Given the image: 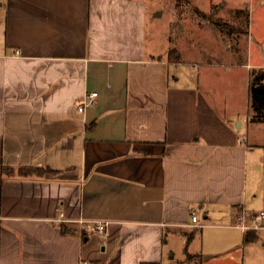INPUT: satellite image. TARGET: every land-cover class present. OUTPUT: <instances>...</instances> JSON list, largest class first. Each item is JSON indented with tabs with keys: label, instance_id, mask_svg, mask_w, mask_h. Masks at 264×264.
<instances>
[{
	"label": "crops",
	"instance_id": "obj_1",
	"mask_svg": "<svg viewBox=\"0 0 264 264\" xmlns=\"http://www.w3.org/2000/svg\"><path fill=\"white\" fill-rule=\"evenodd\" d=\"M144 7L0 0V264H166L177 238L179 264H202L218 254L203 221L235 230L264 208L250 90L264 0H250L257 59L206 64L184 83L172 73L182 63L149 54ZM212 67L224 69L217 84ZM79 219L110 222L107 234L80 235L66 222ZM199 238L205 250H191Z\"/></svg>",
	"mask_w": 264,
	"mask_h": 264
},
{
	"label": "rangeland",
	"instance_id": "obj_2",
	"mask_svg": "<svg viewBox=\"0 0 264 264\" xmlns=\"http://www.w3.org/2000/svg\"><path fill=\"white\" fill-rule=\"evenodd\" d=\"M139 1L146 9L149 54L182 63L178 69L172 66V73L182 83L188 77L197 75V68L203 77L206 64L230 65L245 62L250 54L254 59L258 57L257 42H261V39L257 28L253 32L250 29V0ZM254 20L256 23L257 17ZM263 39L261 46L264 45ZM223 70L212 67L207 74L217 84ZM256 210L264 212V208L256 207ZM203 222V231L207 230L204 247L218 254L209 261H205L209 255L202 256V264H264V219L257 223L258 239L254 243L244 241L247 232L241 229L223 228L227 222L219 217ZM236 224L234 220L232 226ZM200 240L192 244L191 250H205ZM185 243H181L179 238L171 241L170 246L174 247L177 257L166 264H179L188 246Z\"/></svg>",
	"mask_w": 264,
	"mask_h": 264
},
{
	"label": "built area",
	"instance_id": "obj_3",
	"mask_svg": "<svg viewBox=\"0 0 264 264\" xmlns=\"http://www.w3.org/2000/svg\"><path fill=\"white\" fill-rule=\"evenodd\" d=\"M98 97L97 93H90L88 94L81 106L79 107V111L83 112L87 107L93 106L95 104L96 98ZM251 220V224H247V220ZM264 219V212L255 213L253 215L247 216L245 213H241L238 217V224L236 225L237 228L241 229L242 231L248 232V231H257L258 225L257 223ZM192 221L193 225L197 227H202L198 224L199 220L195 213L192 214ZM70 222L72 224H76L79 227V230L77 232L82 235L83 233H87L91 230H93L96 234L100 236H104L107 234L108 226L110 222L107 221H87L84 219H79L75 221H66ZM75 232L76 230H72ZM82 264H89L88 262H83Z\"/></svg>",
	"mask_w": 264,
	"mask_h": 264
},
{
	"label": "trees",
	"instance_id": "obj_4",
	"mask_svg": "<svg viewBox=\"0 0 264 264\" xmlns=\"http://www.w3.org/2000/svg\"><path fill=\"white\" fill-rule=\"evenodd\" d=\"M250 81H251L250 90H251L252 110H253V116L251 118V122L264 123V70L262 69L253 70L251 72ZM256 232L257 231L255 230L248 231L246 233L244 241L246 243L254 242L257 239ZM84 234L87 233H83L82 235L84 236ZM142 264H152V263H142Z\"/></svg>",
	"mask_w": 264,
	"mask_h": 264
},
{
	"label": "water",
	"instance_id": "obj_5",
	"mask_svg": "<svg viewBox=\"0 0 264 264\" xmlns=\"http://www.w3.org/2000/svg\"><path fill=\"white\" fill-rule=\"evenodd\" d=\"M206 259H208V257Z\"/></svg>",
	"mask_w": 264,
	"mask_h": 264
}]
</instances>
